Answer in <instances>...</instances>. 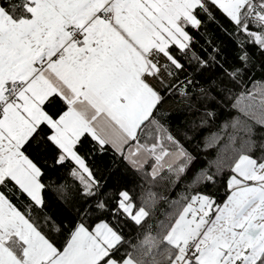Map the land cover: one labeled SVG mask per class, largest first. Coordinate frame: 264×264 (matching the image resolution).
Segmentation results:
<instances>
[{"label": "snow or ice", "instance_id": "1", "mask_svg": "<svg viewBox=\"0 0 264 264\" xmlns=\"http://www.w3.org/2000/svg\"><path fill=\"white\" fill-rule=\"evenodd\" d=\"M0 264H264V0H0Z\"/></svg>", "mask_w": 264, "mask_h": 264}, {"label": "trees", "instance_id": "2", "mask_svg": "<svg viewBox=\"0 0 264 264\" xmlns=\"http://www.w3.org/2000/svg\"><path fill=\"white\" fill-rule=\"evenodd\" d=\"M106 159L104 160V161H100V165H101V167H104L105 166V164H106Z\"/></svg>", "mask_w": 264, "mask_h": 264}]
</instances>
